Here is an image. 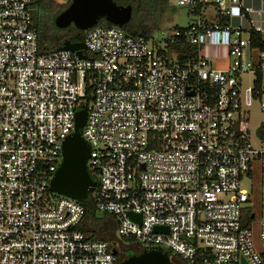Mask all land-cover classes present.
I'll return each instance as SVG.
<instances>
[{
	"label": "built area",
	"instance_id": "built-area-1",
	"mask_svg": "<svg viewBox=\"0 0 264 264\" xmlns=\"http://www.w3.org/2000/svg\"><path fill=\"white\" fill-rule=\"evenodd\" d=\"M35 2L0 0V264H120L113 241L78 229L80 200L49 186L81 107L91 196L116 236L188 264H264V139L247 126L251 100L264 109L253 9L176 0L194 18L172 41L195 48L171 59L112 22L83 28L81 53L42 50ZM206 6L226 20H206Z\"/></svg>",
	"mask_w": 264,
	"mask_h": 264
},
{
	"label": "water",
	"instance_id": "water-1",
	"mask_svg": "<svg viewBox=\"0 0 264 264\" xmlns=\"http://www.w3.org/2000/svg\"><path fill=\"white\" fill-rule=\"evenodd\" d=\"M130 16L129 4H117L113 0H69L53 18L56 26L62 27L72 23L75 27L83 29L95 23L99 17L121 25ZM84 46L82 40H64L57 48H73L81 53ZM74 127L62 142L61 159L53 172L49 186L51 190L69 195L76 199H84L90 191L95 180L86 168V158L89 144L83 138L79 128L85 118V109L78 108L74 114ZM132 217L138 213L130 212ZM154 228H158L157 226ZM115 252V249L112 248ZM120 264H173L168 255L159 249L142 250L131 253L120 260Z\"/></svg>",
	"mask_w": 264,
	"mask_h": 264
},
{
	"label": "trees",
	"instance_id": "trees-1",
	"mask_svg": "<svg viewBox=\"0 0 264 264\" xmlns=\"http://www.w3.org/2000/svg\"><path fill=\"white\" fill-rule=\"evenodd\" d=\"M117 4H129L130 16L121 24V27L132 34H139L150 37L152 31L157 27L159 7L168 0H113ZM68 2H58L56 0H36L31 7L32 22L36 30L38 47L48 50L62 44L64 40L77 41L83 36V29L75 27L72 23L66 26H56L53 22L54 16L63 9ZM215 19L219 22L226 20L225 16L215 14ZM97 22L110 23L103 17H99ZM250 42L261 45L264 38L258 31L250 30ZM194 45L186 41H178L175 44L177 57L182 59L187 53L194 50ZM257 135L264 139V120L256 127ZM80 202L84 206V212L77 224L78 229L90 237L107 238L114 241L117 237L115 219L112 213L105 210H97L90 193ZM113 248L116 250L115 245ZM131 253H136L131 252ZM129 253V254H131ZM128 254V255H129ZM169 260L173 264H188L184 259L172 253Z\"/></svg>",
	"mask_w": 264,
	"mask_h": 264
},
{
	"label": "rangeland",
	"instance_id": "rangeland-1",
	"mask_svg": "<svg viewBox=\"0 0 264 264\" xmlns=\"http://www.w3.org/2000/svg\"><path fill=\"white\" fill-rule=\"evenodd\" d=\"M62 2L63 0H56ZM188 8L185 5L177 4L176 0H168L165 4L161 5L158 10L157 27L152 31L150 36V42L153 45L165 46L167 48L166 53L168 57L174 59L176 56L175 43L172 41L173 31L176 27H183L194 18V13L188 12ZM205 16L209 19L212 18L213 9L209 6L206 10ZM224 59L215 60V65H223ZM243 79L249 82L250 75H244ZM264 120V109L259 107L258 101L252 99L248 106V122L247 126L250 133H253L256 127ZM245 182V181H244ZM92 194V189L88 191ZM258 181L255 184L253 199L251 200L254 204L255 209L258 208ZM258 211H256V216ZM116 248V256L118 259H122L131 252H139L140 245L134 240H125L117 236L113 241ZM164 251L172 254L166 248ZM178 264V263H177Z\"/></svg>",
	"mask_w": 264,
	"mask_h": 264
},
{
	"label": "crops",
	"instance_id": "crops-1",
	"mask_svg": "<svg viewBox=\"0 0 264 264\" xmlns=\"http://www.w3.org/2000/svg\"><path fill=\"white\" fill-rule=\"evenodd\" d=\"M241 1L243 2L244 5H247L253 9L249 11L248 15L256 24H258L262 28V30L259 31V34L261 35V37L264 38V0H241ZM208 7L209 6H206L204 10H206ZM254 9H259L261 11L260 14H257L254 11ZM211 14H212L211 19H209L207 16H205V19L206 20L214 19L216 15L214 14L213 11Z\"/></svg>",
	"mask_w": 264,
	"mask_h": 264
}]
</instances>
